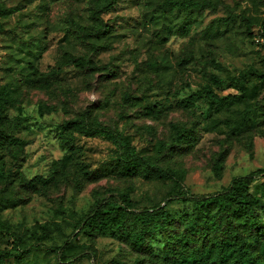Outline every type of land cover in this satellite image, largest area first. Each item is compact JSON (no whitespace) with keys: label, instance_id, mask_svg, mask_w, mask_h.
Wrapping results in <instances>:
<instances>
[{"label":"rangeland","instance_id":"rangeland-1","mask_svg":"<svg viewBox=\"0 0 264 264\" xmlns=\"http://www.w3.org/2000/svg\"><path fill=\"white\" fill-rule=\"evenodd\" d=\"M97 1L0 0L10 12L0 32L4 115L22 121L13 135L23 143L17 159L0 150L3 264H161L164 238L192 213L181 193L217 195L233 178L257 173L250 191L261 195L264 82L248 76L244 97L227 107L182 101L207 90L238 95L234 78L264 74V0H207L200 12L166 14L169 0H115L96 20ZM175 125L191 136L172 144ZM130 153L169 177L120 174L118 159ZM35 177L52 182L31 190ZM123 194L130 222L169 201L172 224L146 237L139 252L80 224Z\"/></svg>","mask_w":264,"mask_h":264},{"label":"trees","instance_id":"trees-1","mask_svg":"<svg viewBox=\"0 0 264 264\" xmlns=\"http://www.w3.org/2000/svg\"><path fill=\"white\" fill-rule=\"evenodd\" d=\"M115 0H98L94 17L99 19V14L113 9ZM207 0H181L175 4L168 1L162 7V12L171 11L179 7L190 9L191 12H200L210 7ZM180 10V9H179ZM10 14L9 10L0 5V32L1 21ZM101 25L96 28L92 36L97 37L101 32ZM79 68H86L82 60H69ZM248 76H254L264 82V74L257 71H245L238 78H234L235 88L240 94L220 97L211 90L199 94H193L182 101L186 107L197 98L206 99L210 107H227L240 101L246 94L245 83ZM210 80L217 86L221 82L215 76ZM9 93L0 89V150L17 159L23 152L22 141L13 135L14 131L22 126V121L15 119L11 121L4 115L9 101ZM264 110V106L262 107ZM245 126L241 122L235 125L234 130L240 132ZM174 137L172 144L178 143L183 137L191 136V132L184 126H173ZM161 150L162 143L157 145ZM119 172L123 175L152 174L159 178H168L167 171H163L143 157L134 153L128 154L122 161L118 159ZM221 164L217 165L220 170ZM2 170L0 171V173ZM258 177L257 173H251L245 177H236L230 181L228 187L217 195H185L181 193V201L190 203L192 213L182 225V231L164 238V249L159 262L161 264H264V183L260 186L261 195H254L250 187ZM51 179L35 177L27 183L31 190L46 188L51 184ZM42 193V192H41ZM169 201L166 202L167 205ZM164 205V206H165ZM163 207L145 210L140 215L134 216L132 222L127 221L126 214L132 207L127 195H120L119 202L97 206L80 220V224L93 227L101 236L124 238L130 247L139 252L147 243L146 237L159 233L166 226H170L173 217ZM132 215V213H128ZM92 221L95 224L91 226ZM129 226V229H126ZM79 232V231H78ZM45 233V231H44ZM61 261L65 262L68 257L61 251H57ZM8 253L0 252V264Z\"/></svg>","mask_w":264,"mask_h":264}]
</instances>
